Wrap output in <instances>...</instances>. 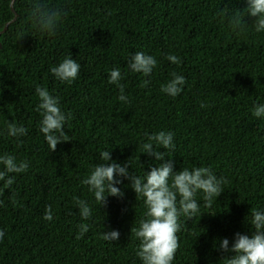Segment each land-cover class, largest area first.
Here are the masks:
<instances>
[{"label":"trees","instance_id":"obj_1","mask_svg":"<svg viewBox=\"0 0 264 264\" xmlns=\"http://www.w3.org/2000/svg\"><path fill=\"white\" fill-rule=\"evenodd\" d=\"M10 3L0 0V32L13 17ZM47 3L66 13L54 36L33 25V0H15L18 17L0 34V154L30 165L25 173L9 174L15 176L11 188L0 181V264H141L130 229L139 227L146 208L130 182L121 178L123 198L109 196L100 208L81 181L105 150L143 176L159 164L143 154L145 134L160 131L173 133L174 151H164L174 170L210 167L228 181L211 207L198 194L200 212L178 233L173 264H219L218 241L227 238L231 247L235 233L251 235L250 210H264V118L252 116L253 107L264 104V31L257 33L250 17L242 30L229 23L246 0ZM136 52L157 60L151 76L129 70ZM168 55L180 57V65ZM69 56L81 65L70 84L50 71ZM114 68L121 70L127 102L108 83ZM173 72L186 80L175 97L161 91ZM145 79L150 83L142 87ZM36 87L59 97L70 116L64 125L69 141L53 152L40 132ZM9 122L27 134L8 136ZM73 197L91 206L88 220ZM49 205L53 219L45 221ZM82 223L89 231L77 239ZM111 230L120 233L117 241L100 238Z\"/></svg>","mask_w":264,"mask_h":264},{"label":"clouds","instance_id":"obj_2","mask_svg":"<svg viewBox=\"0 0 264 264\" xmlns=\"http://www.w3.org/2000/svg\"><path fill=\"white\" fill-rule=\"evenodd\" d=\"M33 5L31 9L33 25L49 37L54 36L66 13L59 7H50L47 0H39L38 4L37 0H33ZM246 5L243 11L234 12L229 17L232 28L242 30L246 24L245 17H250L254 30L257 33L264 31V0H246ZM166 59L178 66L181 63L180 57L176 55H168ZM80 67L81 65L69 56L50 71L59 81L70 84L79 76ZM156 67L155 57L144 52L131 55L128 62L131 72L141 73L144 77L151 76ZM122 79L121 70L114 68L109 73L108 83L119 89L118 100L127 102L124 85L120 83ZM149 83L150 80L145 79L141 86L147 87ZM185 83L183 76L173 72L172 79L161 86V91L175 97L181 93ZM35 92L40 101L36 109L42 117L40 132L53 152L58 144L69 141L64 125L70 116L61 110L59 97L51 95L46 88L36 87ZM201 107L206 105L201 104ZM252 116L264 118V104L255 105ZM27 131V128L18 126L17 123H8L7 134L10 137L19 138L26 135ZM145 135L146 142L142 144L143 154L159 162L158 166L150 167L143 176H137L129 171L128 162L121 165L113 161L111 151L105 150L99 154L101 162L93 167L81 183L87 186L95 202L103 208L107 205V197L123 198L124 193L117 185L121 184V178L128 180L135 197L141 198L146 208L144 218L139 221V227L130 229L139 241L136 256L141 264H173L180 248L178 233L186 227L187 220H193L200 212L198 194L204 206L211 207L224 192V185L228 181L225 177L218 178L210 167L174 170L172 160L166 159L164 151H174L173 133L160 131ZM0 165L3 166V170H0V181L4 182V189H9L14 184L15 176L9 174L25 173L30 166L27 160L18 161L15 156L7 153L0 154ZM73 200L79 209L81 219L88 220L92 216L89 203L77 197H73ZM2 203L0 201V204ZM248 216L249 213L244 218L245 221ZM181 217L184 218L183 225ZM250 217V223L245 224L249 226L251 235L235 233L231 247L227 238L218 241V249L223 253L219 264H264V210L253 208L250 210ZM43 219L45 221L53 219L51 205L46 207ZM89 227L90 225L82 223L77 239L82 238L89 231ZM4 235V232L0 231V240ZM119 236L118 231L111 230L103 231L100 238L106 242H114Z\"/></svg>","mask_w":264,"mask_h":264},{"label":"water","instance_id":"obj_3","mask_svg":"<svg viewBox=\"0 0 264 264\" xmlns=\"http://www.w3.org/2000/svg\"><path fill=\"white\" fill-rule=\"evenodd\" d=\"M14 3H15V0H11V3H10V9H11V12L13 13V17L11 20H9L8 22L5 23L4 25V28L3 30L0 32V34L2 33H5L8 29V26L12 23H14L18 17V14L16 13L15 9H14Z\"/></svg>","mask_w":264,"mask_h":264}]
</instances>
